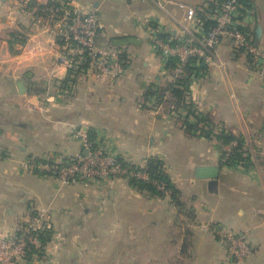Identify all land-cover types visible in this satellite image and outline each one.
<instances>
[{
	"label": "crops",
	"instance_id": "1",
	"mask_svg": "<svg viewBox=\"0 0 264 264\" xmlns=\"http://www.w3.org/2000/svg\"><path fill=\"white\" fill-rule=\"evenodd\" d=\"M26 1L0 0V98L7 90L13 101L0 115V239L13 237L41 213L52 233L46 246L18 264H232L224 243L204 230L207 225L238 230L243 239L256 229L251 256L264 264V78L252 70L246 53L223 39L216 56L223 68L210 66L190 84L188 98L197 115L210 118L213 134L244 139L247 168L222 166L225 146L216 138L186 134L187 110L170 111L169 93L166 103L151 99L144 105L148 86L171 81L145 27L158 24L179 35L183 12L170 2L200 10L222 0H165L168 12L139 0H59L97 13L103 26L97 47L112 49L115 39L137 41L117 48L129 59L125 76L110 83L87 73L63 97L59 88L67 69L57 61L59 44L31 9L51 0H31L29 7ZM245 1L250 12L241 23L264 49V0ZM10 32L26 40L13 46L17 54L10 51ZM88 128L102 148L127 162L162 160L178 191L175 200L142 193L125 179L63 185L55 175L22 169L27 159L59 162L75 156L81 149L75 132ZM214 166L220 168L217 178H196L199 167ZM195 246L203 252L194 257Z\"/></svg>",
	"mask_w": 264,
	"mask_h": 264
},
{
	"label": "built area",
	"instance_id": "2",
	"mask_svg": "<svg viewBox=\"0 0 264 264\" xmlns=\"http://www.w3.org/2000/svg\"><path fill=\"white\" fill-rule=\"evenodd\" d=\"M153 3L160 11L168 12V2L165 0H139ZM244 0H222L215 3L213 9L205 8L196 10L184 3H172L183 12L184 25L179 24L180 34H168L158 24L145 27L148 40L154 51L161 55L164 62L169 58L177 59L174 76L171 81L182 73L183 65L191 58L198 60V75L205 76L209 67L217 65L223 68V63L216 60L218 47L225 38L238 50H243L249 58V63L254 72L264 78V49L254 43L249 31L243 27L241 21L250 12ZM51 7L40 10L32 5V12L37 15L38 23L48 27L53 39L59 44L57 60L67 70L79 69L85 74L91 73L96 79L107 80L114 83L126 75L129 67V59L123 57V53L115 48L103 49L96 46V38L103 31L96 12L83 13L70 5V2L51 0ZM31 0L24 5L29 7ZM46 6V5H45ZM205 13L206 18L214 24L208 33L202 28L198 19V12ZM174 20L173 14L168 13ZM192 81V82H193ZM76 138L80 142V152L73 157L59 162L36 161L27 159L21 163L23 170L33 174L55 175L63 185H104L115 179L148 180L144 171L146 161L137 165L140 170H134L129 165L123 166L116 155L99 146L94 148V142L88 138L85 129H77ZM237 141H232L221 151V158L226 160ZM142 169V170H141ZM170 196L169 191L164 190V185L155 184ZM48 228L44 215H33L18 232L11 238L0 239V264H18L26 259L41 242L39 235ZM204 230H211L225 245L227 258L232 262L241 264L249 255L250 249L244 239L235 236L231 231L215 225H207Z\"/></svg>",
	"mask_w": 264,
	"mask_h": 264
},
{
	"label": "trees",
	"instance_id": "3",
	"mask_svg": "<svg viewBox=\"0 0 264 264\" xmlns=\"http://www.w3.org/2000/svg\"><path fill=\"white\" fill-rule=\"evenodd\" d=\"M245 6H248L247 1H243ZM52 2H49L46 6H39L40 10H44L48 7H51ZM211 6L207 10H211ZM198 19L202 23V28L205 33H208L210 28L214 25L212 21L206 18L205 13L198 12ZM10 40L9 46L10 51L14 54H17L18 51H14L13 46L16 43L23 45L26 40L22 37L19 33L10 32L9 33ZM125 56V53H124ZM198 60L196 58H191L187 61L182 67V73L176 77L175 81H170L164 83L162 86L159 85H150L147 87L146 92L144 93V105L153 99V104L161 105L165 100V96L169 93L171 97V103L173 106V110L178 112L179 110H187V113L183 119V125L185 126L186 134H195L198 133L199 136H203L205 138L211 139L216 138L222 145L226 146L232 141H237L236 147L231 152L230 156L224 160L221 159L220 164L224 167H231V166H244L248 167L250 163V158L248 155H245L243 151V147L245 145L244 139L239 136H235L231 132L221 133L215 135L212 133L211 128L213 123L210 122V118L205 115H197L196 111L193 110L192 103L189 101L188 93L190 90V84L192 83L193 79L198 75L199 68L197 67ZM177 64V59L169 58L166 62L165 68L166 72L169 76H174L175 66ZM86 65H82L79 67L78 70L72 71L67 70V74L65 79L62 81L63 84H67L71 82V84L77 81V77H74V80H70L71 75H77L79 71L85 68ZM166 103V102H165ZM168 103V102H167ZM191 118L195 119V123L190 121ZM88 138L94 142V148L98 147L97 137L95 130L88 128L85 130ZM116 158L122 163L123 166L129 165L124 158L121 156L116 155ZM36 161H42L40 159H34ZM44 162V161H42ZM134 170H140V167L137 165L131 166ZM142 170V169H141ZM144 171L147 173L148 180H141V179H131L128 181L129 185L134 189L148 193L150 196H165L163 191L157 188L155 184H162L164 185V190L169 191L170 197L172 200H175L177 195V190L171 185L165 171H164V164L162 160L157 157H151L146 160V166ZM52 230L50 228L44 229L39 235V240L41 242V246L38 250H40L43 246L50 241ZM36 251V250H35ZM34 251V252H35Z\"/></svg>",
	"mask_w": 264,
	"mask_h": 264
},
{
	"label": "rangeland",
	"instance_id": "4",
	"mask_svg": "<svg viewBox=\"0 0 264 264\" xmlns=\"http://www.w3.org/2000/svg\"><path fill=\"white\" fill-rule=\"evenodd\" d=\"M260 47V46H259ZM260 48H262V47H260ZM263 49V48H262ZM123 57H125V58H127V56L125 55L124 56V53H123ZM58 61V60H57ZM58 63H59V61H58ZM60 64V63H59ZM70 70H74V71H76V70H78V69H70ZM82 75H85V73L84 72H81V71H79L78 72V74L77 75H71V77H70V80H74V77L76 76L77 77V80H78V78L79 77H81ZM69 84H71V82H68L67 84H63L62 82H61V84H60V88H59V92H60V96L62 95V97H63V95L65 94L66 95V93L68 92V90H66V88L68 87V85ZM6 93H9L7 90H4L3 91V94H1V98H0V115H2V113L3 112H1V110L2 109H5L6 107H9V105H11V104H13V101L11 100V96H10V94H7L6 95ZM46 93V92H45ZM26 94V93H25ZM25 94H22V96L23 95H25ZM3 95H4V99H3ZM21 95V94H20ZM43 95H45V94H43ZM2 105H4L3 107H1ZM43 105L44 106H46V102L44 101V103H43ZM34 110H35V108H33ZM228 228V227H227ZM228 230H230L231 232H232V234L233 235H235V236H238L239 235V232H238V230H234V229H230V228H228ZM205 233V232H204ZM255 233H257V230L256 229H254V230H252L251 231V234L250 235H246V238H244V241L246 242V244L248 245V247H249V249H250V253H249V255L243 260V262L241 263V264H256L255 262H254V259L256 258L255 256H251V253H252V250L255 248V241H254V239H253V235H255ZM209 247V246H208ZM202 249H200L199 247H197V246H195V249L191 252L192 254H194V257H195V255L197 256V254H202ZM226 255H227V252H226ZM227 261L229 262L230 260H229V258H227ZM232 264H238L237 262H232V261H230ZM262 262V261H261ZM260 262V264H262Z\"/></svg>",
	"mask_w": 264,
	"mask_h": 264
},
{
	"label": "water",
	"instance_id": "5",
	"mask_svg": "<svg viewBox=\"0 0 264 264\" xmlns=\"http://www.w3.org/2000/svg\"><path fill=\"white\" fill-rule=\"evenodd\" d=\"M137 43L135 39H115L112 43L113 47L115 49L125 47L129 44H134ZM17 88L19 94H25L26 93V88L24 86V83L22 81H19L17 83ZM220 172V168L217 166L214 167H199L196 170V178L197 179H215L218 177Z\"/></svg>",
	"mask_w": 264,
	"mask_h": 264
}]
</instances>
